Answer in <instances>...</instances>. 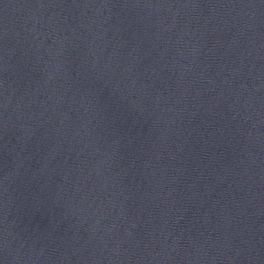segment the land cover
Here are the masks:
<instances>
[{
  "label": "water",
  "instance_id": "water-1",
  "mask_svg": "<svg viewBox=\"0 0 264 264\" xmlns=\"http://www.w3.org/2000/svg\"><path fill=\"white\" fill-rule=\"evenodd\" d=\"M0 264H264V0H0Z\"/></svg>",
  "mask_w": 264,
  "mask_h": 264
}]
</instances>
